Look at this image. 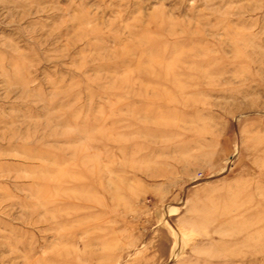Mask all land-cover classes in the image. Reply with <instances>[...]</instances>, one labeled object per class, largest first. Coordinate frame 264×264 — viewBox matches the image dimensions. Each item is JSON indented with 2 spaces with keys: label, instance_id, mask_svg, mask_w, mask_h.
Segmentation results:
<instances>
[{
  "label": "rangeland",
  "instance_id": "rangeland-1",
  "mask_svg": "<svg viewBox=\"0 0 264 264\" xmlns=\"http://www.w3.org/2000/svg\"><path fill=\"white\" fill-rule=\"evenodd\" d=\"M0 264H264V0H0Z\"/></svg>",
  "mask_w": 264,
  "mask_h": 264
},
{
  "label": "bare ground",
  "instance_id": "bare-ground-1",
  "mask_svg": "<svg viewBox=\"0 0 264 264\" xmlns=\"http://www.w3.org/2000/svg\"><path fill=\"white\" fill-rule=\"evenodd\" d=\"M157 120V119H156Z\"/></svg>",
  "mask_w": 264,
  "mask_h": 264
}]
</instances>
